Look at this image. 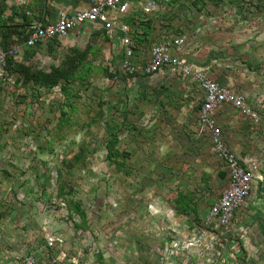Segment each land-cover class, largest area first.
<instances>
[{
    "label": "rangeland",
    "instance_id": "1",
    "mask_svg": "<svg viewBox=\"0 0 264 264\" xmlns=\"http://www.w3.org/2000/svg\"><path fill=\"white\" fill-rule=\"evenodd\" d=\"M157 5L142 14L159 27L152 38L131 37L135 60L161 37H182L189 76L113 79L121 39L95 26L13 59L46 71L86 52L51 89L9 69L0 83V264H264V0ZM197 72L241 94L258 119L216 112L230 152L256 167L228 229L206 221L228 176L198 125ZM113 135L116 163L106 158ZM48 234L61 248H47Z\"/></svg>",
    "mask_w": 264,
    "mask_h": 264
},
{
    "label": "built area",
    "instance_id": "2",
    "mask_svg": "<svg viewBox=\"0 0 264 264\" xmlns=\"http://www.w3.org/2000/svg\"><path fill=\"white\" fill-rule=\"evenodd\" d=\"M135 1L88 0L87 7L77 12L71 14L59 12L54 23L44 25L35 23L31 26L24 41V47L31 49L44 42L64 38L70 32L81 27L95 26L106 32L118 30L123 35L121 43L124 51L118 68L113 72V79L126 77L128 80L133 76H151L164 71L178 73L183 77L192 74L190 66L179 56V51L184 43L182 37H161L152 44L147 56L135 60V47L131 40L132 30L122 20V17L134 11ZM139 1L141 10L145 14L159 10L155 0ZM18 52V47L15 46L0 51V83H5L7 73H9L8 60H13ZM198 73L192 75L203 94L197 117L198 125L208 136L212 150L224 164L228 176L227 187L221 197L210 206L206 221L211 228L228 229L250 195L256 167L254 164L250 165L246 162L239 163L230 152L217 122L216 112L224 106H229L251 123H256L258 119L241 94L221 86L213 80H208ZM62 244L63 239L60 236L46 235L48 249H53L54 246L61 248ZM55 263L56 260L51 259L43 264ZM24 264L38 263L31 256H27L24 258Z\"/></svg>",
    "mask_w": 264,
    "mask_h": 264
},
{
    "label": "crops",
    "instance_id": "3",
    "mask_svg": "<svg viewBox=\"0 0 264 264\" xmlns=\"http://www.w3.org/2000/svg\"><path fill=\"white\" fill-rule=\"evenodd\" d=\"M139 2V0H136L134 11L122 17L125 24L132 30L131 37L134 36L138 39V44L145 43L146 39L150 40L151 35L159 28L156 24L150 26L145 24L144 19L147 15H142L145 13L142 12ZM87 5L88 0H0V51L13 46L18 47V53L21 50H28L24 47V41L31 26L35 23L41 25L54 23L59 12L71 14L87 7ZM138 15H141L139 16L140 19L137 18ZM134 26H136L135 29ZM113 33L122 39L123 35L118 30ZM146 35L150 37L146 38ZM65 38L67 36L60 39Z\"/></svg>",
    "mask_w": 264,
    "mask_h": 264
},
{
    "label": "trees",
    "instance_id": "4",
    "mask_svg": "<svg viewBox=\"0 0 264 264\" xmlns=\"http://www.w3.org/2000/svg\"><path fill=\"white\" fill-rule=\"evenodd\" d=\"M86 52H79L72 56L70 60L64 66H51L48 70H36L30 69L25 65L13 63V60L9 59L7 62V69L15 71L17 75L22 77L25 81L33 80L36 83H40L43 87L53 88L58 85L60 81H67L71 74L78 69L79 64L85 58ZM114 71V70H113ZM117 141L115 135H113L105 144L106 158L112 163H116V158L120 155L114 151V145ZM185 199V196L182 197Z\"/></svg>",
    "mask_w": 264,
    "mask_h": 264
}]
</instances>
